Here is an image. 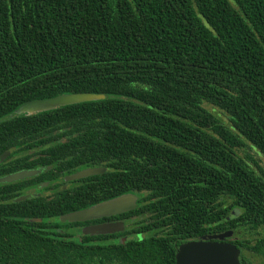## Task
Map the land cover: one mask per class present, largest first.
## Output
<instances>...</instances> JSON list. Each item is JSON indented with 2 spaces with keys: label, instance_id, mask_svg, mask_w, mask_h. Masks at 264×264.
Instances as JSON below:
<instances>
[{
  "label": "trees",
  "instance_id": "trees-1",
  "mask_svg": "<svg viewBox=\"0 0 264 264\" xmlns=\"http://www.w3.org/2000/svg\"><path fill=\"white\" fill-rule=\"evenodd\" d=\"M4 153L0 179L36 174L0 182V264H175L228 231L264 264V0H0ZM125 194L121 233L59 221Z\"/></svg>",
  "mask_w": 264,
  "mask_h": 264
},
{
  "label": "water",
  "instance_id": "water-1",
  "mask_svg": "<svg viewBox=\"0 0 264 264\" xmlns=\"http://www.w3.org/2000/svg\"><path fill=\"white\" fill-rule=\"evenodd\" d=\"M104 96L94 94H64L54 98L45 100L30 101L22 104L15 110L14 114L32 115L38 112L54 110L59 107L76 105L85 102L102 100ZM8 153L1 156L3 160ZM103 168H93L81 170L64 181H74L89 176L100 175L104 173ZM35 174L34 171H20L7 175L0 179V182L10 183ZM33 195L22 197L23 200L32 198ZM137 196L133 194H125L101 203H98L89 208L69 213L59 218L60 223H77L88 222L92 220H100L103 218L124 214L134 210L137 207ZM236 217L233 215L232 217ZM40 221V220H37ZM124 230L123 222L104 223L91 227H84L81 230L83 235H107L116 234ZM232 237V232H224L217 235H208L201 237L195 241H189L178 246L175 254V264H240V250L233 244L225 242L226 239Z\"/></svg>",
  "mask_w": 264,
  "mask_h": 264
},
{
  "label": "flooded vegetation",
  "instance_id": "flooded-vegetation-1",
  "mask_svg": "<svg viewBox=\"0 0 264 264\" xmlns=\"http://www.w3.org/2000/svg\"><path fill=\"white\" fill-rule=\"evenodd\" d=\"M8 155V154H7ZM35 172V174H36V171H34ZM34 174V175H35ZM75 174V173H74ZM33 175V176H34ZM71 175H73V174H71ZM71 175H68V176H66V177H69V176H71ZM66 177H64V179L66 178ZM90 177V176H89ZM85 178H87V177H85ZM64 179H63V181H64ZM83 179V178H82ZM75 181V180H74ZM64 182H70V181H64ZM28 195H33V197H35V195L34 194H28ZM25 196H27V195H25ZM24 197V196H23ZM26 200V199H25ZM117 216V215H116ZM116 216H111V217H107V218H103V219H100V220H92V221H88V222H85V225L84 226H82V227H80L79 228V230L81 231L84 227H86V226H88V227H91V226H96V225H100V224H104V223H106V224H108V223H115V222H123V221H120V220H117L116 219ZM123 224H124V222H123ZM123 232V231H122ZM121 233V232H120ZM117 234V233H116ZM107 235H110V234H107ZM111 235H113V234H111ZM98 236V235H97ZM122 240H124V238H122ZM228 240V239H227ZM225 242H226V240H225ZM239 260H240V255H239ZM255 262H256V264H259L258 263V260H254Z\"/></svg>",
  "mask_w": 264,
  "mask_h": 264
},
{
  "label": "rangeland",
  "instance_id": "rangeland-1",
  "mask_svg": "<svg viewBox=\"0 0 264 264\" xmlns=\"http://www.w3.org/2000/svg\"><path fill=\"white\" fill-rule=\"evenodd\" d=\"M223 119H225V118H223ZM255 159L257 160V158H256V156H255ZM238 214V212L236 211V210H233V215H237ZM77 232H79V230H76Z\"/></svg>",
  "mask_w": 264,
  "mask_h": 264
}]
</instances>
